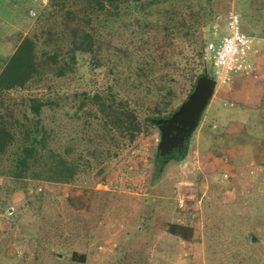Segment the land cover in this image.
I'll return each instance as SVG.
<instances>
[{"label":"rangeland","instance_id":"374dc122","mask_svg":"<svg viewBox=\"0 0 264 264\" xmlns=\"http://www.w3.org/2000/svg\"><path fill=\"white\" fill-rule=\"evenodd\" d=\"M47 1L0 0V69L19 41L38 31ZM212 3L203 36L217 43L237 14L240 30L253 39L257 68L233 74L262 73L250 80L263 94L257 109L229 106L215 94L181 156L155 162L159 130L152 125L130 143L104 148L101 161L73 179L43 168L23 175L12 161L26 143L25 129L38 120L63 148L78 134L71 94L107 80L82 63L56 84L42 77L3 96L0 112L15 136L0 160V264H264V0ZM204 57L216 79L205 50ZM187 91L186 84L177 90L168 111ZM29 98L52 105L34 117ZM175 223L192 229L190 240L168 231ZM73 252L85 261H74Z\"/></svg>","mask_w":264,"mask_h":264},{"label":"trees","instance_id":"16d2710c","mask_svg":"<svg viewBox=\"0 0 264 264\" xmlns=\"http://www.w3.org/2000/svg\"><path fill=\"white\" fill-rule=\"evenodd\" d=\"M212 5V0H48L38 31L23 37L0 69V106L9 92L42 77L56 84L82 63L88 74L107 81L93 91L71 94L69 117L78 122V134L63 148L51 143L53 131L38 128V120L33 130L25 129L26 143L15 153L14 169L27 175L43 168L52 176L73 179L100 162L104 148L130 143L156 125L154 120L169 117L199 76L212 77L204 59L208 38L200 30L213 19ZM185 84L182 102L168 111ZM140 93L146 98L139 99ZM43 105L52 101L29 98L34 117ZM14 136L0 112V160ZM160 157L157 150L155 162ZM168 231L184 240L192 237L187 225L175 223ZM72 257L85 261L84 253L73 252Z\"/></svg>","mask_w":264,"mask_h":264},{"label":"built area","instance_id":"2783aa9c","mask_svg":"<svg viewBox=\"0 0 264 264\" xmlns=\"http://www.w3.org/2000/svg\"><path fill=\"white\" fill-rule=\"evenodd\" d=\"M238 15L231 13L225 27V33L218 42H209L204 50L212 63L216 83L231 81L233 73L251 75L256 71L253 39L240 30Z\"/></svg>","mask_w":264,"mask_h":264},{"label":"water","instance_id":"95a60500","mask_svg":"<svg viewBox=\"0 0 264 264\" xmlns=\"http://www.w3.org/2000/svg\"><path fill=\"white\" fill-rule=\"evenodd\" d=\"M216 85L214 78L199 76L192 91L169 117L154 120L160 131L158 149L180 147L184 139H189L198 125L201 114L213 95ZM174 129V138H168V133Z\"/></svg>","mask_w":264,"mask_h":264},{"label":"crops","instance_id":"0c3cea01","mask_svg":"<svg viewBox=\"0 0 264 264\" xmlns=\"http://www.w3.org/2000/svg\"><path fill=\"white\" fill-rule=\"evenodd\" d=\"M255 60L257 65V58H255ZM259 76H263V74H256L254 76H251L250 78L249 76H235L233 74L231 75V81L225 84L219 83V85H215L211 99L215 94H217L219 96H222L223 101H227L226 103L229 106H234L235 103L240 102L244 109L250 108L251 106L257 109L260 105L258 102L262 97L263 91L260 88V84L258 82H256L255 80L253 82L250 79L252 77L255 79ZM209 103L210 102H208L206 106V110L209 106Z\"/></svg>","mask_w":264,"mask_h":264},{"label":"flooded vegetation","instance_id":"af4514ba","mask_svg":"<svg viewBox=\"0 0 264 264\" xmlns=\"http://www.w3.org/2000/svg\"><path fill=\"white\" fill-rule=\"evenodd\" d=\"M175 133H176V131L174 129H171V131H169V133H168V138L173 139L175 136L174 135ZM159 141H160V131H159ZM186 144H187V138L184 139V141L180 147H170V148H166V149L161 148V149H158V151L160 153L161 158L166 157V156H171L173 154L181 156L186 150Z\"/></svg>","mask_w":264,"mask_h":264}]
</instances>
